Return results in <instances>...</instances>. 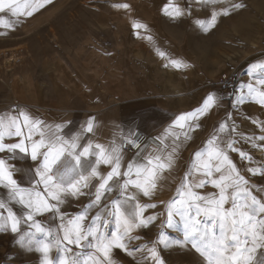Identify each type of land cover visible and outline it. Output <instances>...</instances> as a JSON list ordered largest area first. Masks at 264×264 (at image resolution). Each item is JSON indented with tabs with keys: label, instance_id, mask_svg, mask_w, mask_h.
I'll return each mask as SVG.
<instances>
[{
	"label": "snow or ice",
	"instance_id": "snow-or-ice-1",
	"mask_svg": "<svg viewBox=\"0 0 264 264\" xmlns=\"http://www.w3.org/2000/svg\"><path fill=\"white\" fill-rule=\"evenodd\" d=\"M50 3L51 0H0V13L9 10L12 16H31ZM218 4L223 7L217 10L215 5ZM206 6H212L214 10L210 19L198 21L204 31L214 28L220 16L231 15L233 11L246 7L235 0H190L186 7L169 0L163 12L175 20L191 15L196 7ZM114 7L127 11L131 6L125 3ZM0 24L6 25L7 22L0 20ZM133 27L138 30V36L139 30L148 31L146 24L134 23ZM147 38L151 40L150 35ZM159 55L167 60L166 68L190 67L183 60L167 57L164 52H159ZM257 67L264 65H252V69ZM256 83L260 85L259 88L252 83L240 86L241 95L237 97V104L245 99H253L264 108V80ZM217 101L216 94L207 95L200 107L180 114L174 126L186 128L184 138L189 139L188 132L199 126L194 122L217 107ZM94 119L86 122L84 127L87 133L93 132ZM251 123L256 126L259 135L256 131L248 134L240 131L229 116L208 140V148L195 153L192 169L182 178L176 197L167 203L166 219L160 225L162 229L165 226L173 228V217L179 216L184 225L183 238L169 241L161 232L150 245L146 243L133 248L132 241L142 239L138 234L133 235L134 230L147 227L159 216L145 218V210L154 209L157 205L139 203L137 192L129 190L135 189L143 197L151 199L161 183L171 175L175 148L166 156L150 155L145 163H129L127 170L122 171L121 148L107 149L90 142L81 145L80 134L64 139L59 135L63 125H57L55 131L46 132L41 127L43 121L23 111H18V115L9 119L7 125L0 117V154H6L0 155V185L8 189V203L0 200V233L19 234L17 243L27 251L39 252L43 257L42 264H116L114 249L134 259L137 252H146V259L151 264H166L158 251L161 245L165 249L171 245L189 248L199 254L205 264H264V197L258 199L250 185L251 177L264 178V163L256 162L248 151L238 146L250 144L252 148L264 149V121L254 119ZM34 134L39 138H35ZM5 135L15 137V142H5ZM174 139L179 140L180 137ZM128 143L130 146L135 143L131 133ZM231 153H237L241 161L247 162L243 170L231 158ZM90 157H95L94 162L85 168L82 160ZM18 159L31 160L32 164L28 169L18 168L11 163ZM62 161L65 163L62 164ZM102 164L110 168L106 174L100 171ZM17 172L30 175L29 187H22L18 183L14 178ZM209 184L219 189L218 194L200 195L193 191ZM114 191L118 192V198L110 204L106 203L107 195ZM84 196L90 198L84 211L74 218L68 217L62 205L69 199ZM12 203L22 207L24 211L21 216L13 211ZM229 203L230 207H225ZM93 209L98 211L86 226L83 222ZM45 213L60 221L57 228L45 227L37 220V216ZM113 222L116 230L110 233L108 229ZM22 224H27L34 232H22ZM37 233L46 239L36 240ZM73 247H86L94 251L87 255L83 252L72 254ZM53 248L62 253L58 260L50 256ZM144 259L141 258V264ZM10 264H15L14 260Z\"/></svg>",
	"mask_w": 264,
	"mask_h": 264
},
{
	"label": "rangeland",
	"instance_id": "rangeland-1",
	"mask_svg": "<svg viewBox=\"0 0 264 264\" xmlns=\"http://www.w3.org/2000/svg\"><path fill=\"white\" fill-rule=\"evenodd\" d=\"M168 2L51 0L31 16H12L9 10L0 13V20L7 22L0 24V99L3 95L12 97L19 86L24 87L28 98L40 102L50 95L59 100L90 97L94 92L92 86L113 95L131 94L130 67L152 76L167 63L159 52L190 65L188 69L174 68L182 77H193L195 71L199 73L203 68L208 69L214 81L236 74L240 82L250 72L256 79L264 80V67L252 69L253 64L264 65V0H235L246 7L220 16L209 31L202 30L198 21L210 19L212 6L196 7L191 15L174 20L163 12ZM125 3L131 6L127 11L114 7ZM175 3L186 7L190 0ZM222 7L215 5L217 10ZM134 23L146 24L148 31L141 29L138 36ZM149 35L151 40L147 38ZM249 154L264 163L262 149L251 148ZM253 189L258 199L264 197V188ZM171 200L141 202L157 205L145 210V218L158 215L159 219L140 228L138 235L142 239L134 241L146 243L153 237L154 242L161 232L169 241L183 238L184 225L179 216L173 217V228L160 226ZM78 205L76 199L68 207ZM225 207H230V203ZM216 232L219 234L218 227ZM158 251L166 264H205L189 248L171 245L165 249L161 245Z\"/></svg>",
	"mask_w": 264,
	"mask_h": 264
},
{
	"label": "crops",
	"instance_id": "crops-1",
	"mask_svg": "<svg viewBox=\"0 0 264 264\" xmlns=\"http://www.w3.org/2000/svg\"><path fill=\"white\" fill-rule=\"evenodd\" d=\"M197 9H200V7ZM163 67L164 69L153 73L152 76L150 72L139 71L130 67L129 87L132 92L126 95H123V93L109 94L92 86L91 88L94 92L90 97L88 96L89 98L86 96L80 99L73 96L72 99L59 100L50 95L49 99L47 98L44 102L42 100L40 102L28 98L24 87L19 86L15 91L13 90L12 97L3 95V98L0 99V117L4 118V123L7 125L9 119L18 115V111H23L30 117L43 121L44 124L41 127L46 132L49 130L55 131L57 125H63V130L59 132V135L64 139H70L80 134L81 145H86L90 142L93 145L101 144L107 149L112 147L121 148V142L128 140L130 133L133 134V139L139 134L146 135L147 141L138 152L129 155L122 150V171L127 170L129 163H145L148 156L157 154L166 156L168 152L175 148L171 175L166 181L161 183L157 193L151 199L143 197L135 189L129 190L130 192H137L139 203L143 201L146 203L169 201L173 195L176 197L182 178L192 169L195 153L208 148V140L222 122L231 116L240 131L245 132V134L256 131V134L259 135L258 129L251 121L254 119L264 121V108H261L253 99H245L240 104L236 102L237 97L241 95V85L252 83L254 87H260L256 83L259 81L256 76L244 74L236 88L226 90L219 86V81H214L208 69L200 68L198 70L199 73L195 71L193 73L195 76H191V78L185 75L182 77L174 68ZM188 74L191 73L188 72ZM213 93L218 98V106L214 107L207 115L198 118L194 123L199 126L194 131L188 132L190 138L185 139L184 133L187 129L176 128L174 126L175 119L180 114L192 112L200 107L207 95ZM244 94H247V89L244 90ZM14 105H17V108ZM93 117L95 118L93 132L87 133L84 126ZM176 136H179L180 139L175 140L174 137ZM34 137L39 138L37 134H34ZM15 140V137L9 138L5 135V142H15ZM161 140H163V144H161ZM248 145L249 147L243 144L238 146L243 147L245 151L250 153L252 146ZM252 157L256 162L260 163L258 156ZM231 158L241 170L247 164L246 161L239 159L237 153H231ZM94 159L95 157L84 159L82 164L87 168L94 162ZM11 163L18 168L25 169H28L32 164L31 160L19 159L11 161ZM61 163L63 164L65 161ZM99 167L104 174L110 171L107 165L102 164ZM14 178L17 179L22 187L30 186V175L17 172ZM92 183L95 184L96 181L93 180ZM250 185L257 187V191H262L264 178L259 176L251 177ZM205 188H207V191H203L204 188H194L193 191L200 195H210V193H216V191L218 194V190L210 184ZM116 198H118V192L114 191L107 195L106 203L110 204ZM0 200L8 203V189L2 185H0ZM78 200L79 205L77 208L69 209L68 202L62 205L68 217L74 218L84 211L90 202L88 196L80 197ZM10 206H12L13 211L18 216L23 214L24 210L19 204L12 203ZM97 211L98 209H93L89 213L87 219L83 222L86 226L91 223ZM3 214L7 215L6 212ZM36 218L45 227L57 228L60 223L58 219H53L50 213H45ZM115 230L116 225L113 222L110 224L108 231L111 233L115 232ZM21 231L34 232V229L29 228L27 224H22ZM139 232V229L134 230L133 235ZM18 236L19 234L0 233V264H10L13 260L15 264H42V255L37 251H27L22 248L17 243ZM35 238L36 240L46 239L39 233L36 234ZM152 242L153 237L146 243L150 245ZM146 243L138 244L137 241H132L131 246L135 248ZM92 251L94 250L86 247H73L72 254L83 252L84 255H87ZM60 255L62 253H58L55 248L51 250L50 256L54 260H58ZM113 257L116 264H141L142 257L145 258L143 264H151L141 252H137L134 259L123 251L114 249Z\"/></svg>",
	"mask_w": 264,
	"mask_h": 264
},
{
	"label": "built area",
	"instance_id": "built-area-1",
	"mask_svg": "<svg viewBox=\"0 0 264 264\" xmlns=\"http://www.w3.org/2000/svg\"><path fill=\"white\" fill-rule=\"evenodd\" d=\"M239 79L236 74L224 75L219 80V86L222 89L231 90L236 87ZM134 145H129L128 140H124L121 142V149L124 150L127 154L132 155L138 152L145 142L147 141V136L144 134H139L137 137L134 138ZM73 202H76V199H69L68 204L73 205Z\"/></svg>",
	"mask_w": 264,
	"mask_h": 264
},
{
	"label": "bare ground",
	"instance_id": "bare-ground-1",
	"mask_svg": "<svg viewBox=\"0 0 264 264\" xmlns=\"http://www.w3.org/2000/svg\"><path fill=\"white\" fill-rule=\"evenodd\" d=\"M258 151V150H257Z\"/></svg>",
	"mask_w": 264,
	"mask_h": 264
}]
</instances>
